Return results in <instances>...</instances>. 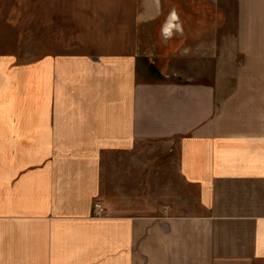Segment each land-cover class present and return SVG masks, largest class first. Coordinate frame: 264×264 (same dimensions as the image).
Segmentation results:
<instances>
[{
    "label": "crops",
    "instance_id": "1",
    "mask_svg": "<svg viewBox=\"0 0 264 264\" xmlns=\"http://www.w3.org/2000/svg\"><path fill=\"white\" fill-rule=\"evenodd\" d=\"M13 59L0 56V264H264L263 83L224 95V132L209 129L207 85L142 83L130 97L128 77L54 120L47 62L37 95ZM174 138L165 149L198 188L199 211L95 214L103 152Z\"/></svg>",
    "mask_w": 264,
    "mask_h": 264
},
{
    "label": "rangeland",
    "instance_id": "2",
    "mask_svg": "<svg viewBox=\"0 0 264 264\" xmlns=\"http://www.w3.org/2000/svg\"><path fill=\"white\" fill-rule=\"evenodd\" d=\"M256 2L264 0H0V56H14L22 86L33 78L37 95L47 62L54 120L119 93L128 77L129 93L142 83L207 85L215 113L209 129L224 132V98L239 82L264 84V38H251L264 35ZM172 9L183 31L165 41L160 29ZM179 144L139 140L128 152H103L94 207L101 214L199 211L198 188L166 151Z\"/></svg>",
    "mask_w": 264,
    "mask_h": 264
},
{
    "label": "clouds",
    "instance_id": "3",
    "mask_svg": "<svg viewBox=\"0 0 264 264\" xmlns=\"http://www.w3.org/2000/svg\"><path fill=\"white\" fill-rule=\"evenodd\" d=\"M160 31H161V35L163 36L165 41H167L173 35H175L176 32H182L183 31L182 21H181L180 15L176 9H172L168 13L166 20L161 25Z\"/></svg>",
    "mask_w": 264,
    "mask_h": 264
},
{
    "label": "built area",
    "instance_id": "4",
    "mask_svg": "<svg viewBox=\"0 0 264 264\" xmlns=\"http://www.w3.org/2000/svg\"><path fill=\"white\" fill-rule=\"evenodd\" d=\"M95 207H96V210H97V212H95V214H98V215L101 214L103 208L99 205V203H96Z\"/></svg>",
    "mask_w": 264,
    "mask_h": 264
}]
</instances>
